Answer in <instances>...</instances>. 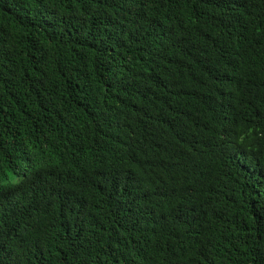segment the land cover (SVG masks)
I'll return each mask as SVG.
<instances>
[{
  "label": "trees",
  "instance_id": "16d2710c",
  "mask_svg": "<svg viewBox=\"0 0 264 264\" xmlns=\"http://www.w3.org/2000/svg\"><path fill=\"white\" fill-rule=\"evenodd\" d=\"M0 264H264V0H0Z\"/></svg>",
  "mask_w": 264,
  "mask_h": 264
}]
</instances>
